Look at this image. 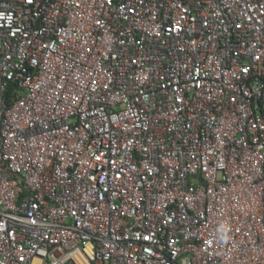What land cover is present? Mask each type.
Masks as SVG:
<instances>
[{
  "label": "built area",
  "instance_id": "obj_1",
  "mask_svg": "<svg viewBox=\"0 0 264 264\" xmlns=\"http://www.w3.org/2000/svg\"><path fill=\"white\" fill-rule=\"evenodd\" d=\"M35 259L264 264V0H0V264Z\"/></svg>",
  "mask_w": 264,
  "mask_h": 264
},
{
  "label": "bare ground",
  "instance_id": "obj_2",
  "mask_svg": "<svg viewBox=\"0 0 264 264\" xmlns=\"http://www.w3.org/2000/svg\"><path fill=\"white\" fill-rule=\"evenodd\" d=\"M33 264H43L39 259H35V261L33 262Z\"/></svg>",
  "mask_w": 264,
  "mask_h": 264
},
{
  "label": "trees",
  "instance_id": "obj_3",
  "mask_svg": "<svg viewBox=\"0 0 264 264\" xmlns=\"http://www.w3.org/2000/svg\"><path fill=\"white\" fill-rule=\"evenodd\" d=\"M12 90H13V86H12V88H11V91H10V93L12 92ZM10 93H9V94H10Z\"/></svg>",
  "mask_w": 264,
  "mask_h": 264
}]
</instances>
